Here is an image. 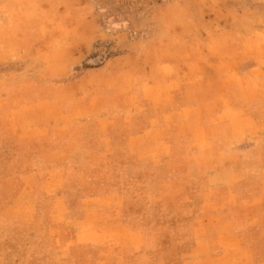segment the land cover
<instances>
[{
  "label": "crops",
  "instance_id": "0c3cea01",
  "mask_svg": "<svg viewBox=\"0 0 264 264\" xmlns=\"http://www.w3.org/2000/svg\"><path fill=\"white\" fill-rule=\"evenodd\" d=\"M20 13L0 6L1 15ZM12 54L1 46L0 65ZM37 78L0 73V264H264V102L231 105L251 122L239 136L200 138L172 122L180 101L167 113L118 115L104 125L88 118L99 109L87 94ZM209 104L189 109L203 114ZM225 111L208 110L193 125L209 130ZM200 144L207 160L229 161L199 159L205 184L191 188L197 197L176 185V199L153 213L136 171L180 167L170 148L201 158Z\"/></svg>",
  "mask_w": 264,
  "mask_h": 264
},
{
  "label": "rangeland",
  "instance_id": "374dc122",
  "mask_svg": "<svg viewBox=\"0 0 264 264\" xmlns=\"http://www.w3.org/2000/svg\"><path fill=\"white\" fill-rule=\"evenodd\" d=\"M0 6L24 11L0 14V48L16 58L0 65V73L21 71L37 81L70 84L65 94H87L90 108L99 109H90L88 118L99 116L104 125L118 115L120 120L159 115L180 101L181 114L172 122L183 135L239 136L251 122L231 105L243 104V98L264 102V0H0ZM193 103L211 104L204 106L205 115L201 109L196 115L198 110L189 109ZM220 107L226 111L215 118L216 126L193 125L194 118L201 122L206 111ZM207 148H195L198 158L173 146L180 167L139 168L141 201L158 213L159 203L176 199V185L196 198L191 188L205 184L201 161L219 166L229 161L207 160ZM217 177L223 178L222 171Z\"/></svg>",
  "mask_w": 264,
  "mask_h": 264
}]
</instances>
